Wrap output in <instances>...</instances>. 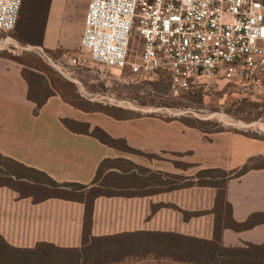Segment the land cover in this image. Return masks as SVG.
<instances>
[{
    "label": "crops",
    "instance_id": "crops-1",
    "mask_svg": "<svg viewBox=\"0 0 264 264\" xmlns=\"http://www.w3.org/2000/svg\"><path fill=\"white\" fill-rule=\"evenodd\" d=\"M87 3L88 0H50L40 46L43 51L54 52L59 49L70 52L78 46ZM45 60L57 74L70 82L73 81L70 77L73 73L68 69L84 68L73 66L68 60L58 62L59 59L55 61L47 57ZM26 91L27 83L18 67L12 70L10 65L0 60V127L7 129L29 124L26 107L29 104L34 114L31 122L37 121L39 128L34 135V131L30 130L25 134L12 132V136L5 137L1 133L3 131H0V154L43 171L58 183L89 184L98 164L107 157L127 159L154 175L190 178L201 169L221 168L229 171L264 155V143L246 135L230 131L206 135L176 121L166 122L146 116L122 120L100 113L104 119H111L115 126L141 123L140 127H136L135 134L119 132L109 122L102 125V117L98 118V122L91 121L89 113L75 108L57 93L48 97L35 113V104L27 99ZM49 102H53L51 109H47ZM44 110H48L45 115L48 119L41 120L39 118ZM69 110L78 114L70 113ZM61 118L88 122L91 128L99 126L112 137L124 139L133 149L144 154H161L163 157H146L109 147L92 136L68 130L61 123ZM166 154L179 155L186 167L176 166L165 157ZM145 189L148 192L139 196L97 198L92 235L146 230L212 239L214 214L210 210L214 206L213 188L196 185L165 188L151 184ZM226 200L231 205L233 218L239 222L246 220L254 212H264V168L251 169L228 180ZM102 205L105 211L98 222L97 210ZM112 206L113 215L108 212ZM59 209L65 212L62 215L57 212L54 214ZM183 212L198 214L185 216ZM82 216L83 205L80 203L49 199L32 204L29 199L17 200L14 192L0 188V235L11 245L32 247L37 241H47L59 246H79ZM16 240L18 241L15 242ZM220 242L226 247L246 243L262 244L264 224L242 231L223 228ZM134 261L133 264H187L170 259L157 261L151 257L134 258Z\"/></svg>",
    "mask_w": 264,
    "mask_h": 264
},
{
    "label": "trees",
    "instance_id": "trees-1",
    "mask_svg": "<svg viewBox=\"0 0 264 264\" xmlns=\"http://www.w3.org/2000/svg\"><path fill=\"white\" fill-rule=\"evenodd\" d=\"M49 3L50 0H47L42 17H38L37 12L33 17L23 0L16 22V25L21 27L25 17L32 14L31 23L34 26L38 28L42 23L40 45ZM24 79L27 83L26 97L35 104V113H37V109L45 104L52 93L48 85L45 90L42 89L45 85L38 76L28 75ZM60 121L68 130L92 136L109 147L130 154L155 156L129 147L124 139L112 137L99 126L91 128L88 122L71 118H61ZM260 168H264V164H244L229 171L221 168L201 169L194 177L181 178L182 182L170 183L169 187H167L169 183L158 181L161 183L157 184L159 187L179 188L196 185L215 190L214 206L210 210L214 214L212 239L146 230L94 236L91 227L95 200L99 197H133L146 194L148 190L145 188L153 184L149 182V178L139 175V172H148L146 168L124 158L107 157L100 161L95 176L89 184L58 183L45 172L0 154V188L14 192L17 200L29 199L32 204H38L49 199H58L83 205L79 246L67 247L47 241H37L32 247H19L11 245L0 235V264H116L129 257L171 259L190 264H264V243L226 247L220 242L223 228L242 231L264 224V212H254L246 220L236 221L232 216L231 205L226 200L228 180L239 177L251 169ZM183 214L189 216L198 213L183 212Z\"/></svg>",
    "mask_w": 264,
    "mask_h": 264
},
{
    "label": "built area",
    "instance_id": "built-area-1",
    "mask_svg": "<svg viewBox=\"0 0 264 264\" xmlns=\"http://www.w3.org/2000/svg\"><path fill=\"white\" fill-rule=\"evenodd\" d=\"M22 1L0 0V31L15 27ZM136 15L142 46L130 61ZM78 50L129 77L166 72L180 91L224 81L244 97L264 95V0H88Z\"/></svg>",
    "mask_w": 264,
    "mask_h": 264
},
{
    "label": "rangeland",
    "instance_id": "rangeland-1",
    "mask_svg": "<svg viewBox=\"0 0 264 264\" xmlns=\"http://www.w3.org/2000/svg\"><path fill=\"white\" fill-rule=\"evenodd\" d=\"M26 3L28 12L32 13L33 17L36 12L38 17L44 15L47 0H25ZM136 12L138 13L139 10L137 9ZM31 15L28 14L25 17L21 27L16 25L10 31H0V60L10 65L12 70L18 67L23 78L28 75L30 77L36 75L41 78V83L45 85L42 87L43 90L48 85L52 94H60L63 100H68L75 108L83 107L84 110L82 111L89 113L88 117L91 121L98 122V118L102 117L100 113L122 120L146 116L166 122H180L206 135L230 131L255 138L264 143V95L244 97L239 94L235 85L224 81H219L216 85L209 84L207 87L195 88L191 91H180L172 87L170 77L166 72L159 71L145 79L129 77L126 70L119 74L113 69L94 63L90 60L87 52H82L79 55L78 46L70 52L59 49L54 52L43 51L39 43L42 23L38 28L34 26L31 23L33 19ZM140 24L141 20L136 15L129 47L128 59L130 61L136 60L141 52L142 37L138 29ZM73 56L84 57L87 62L83 69L72 67L68 69L73 73V75L70 74L73 80L71 82L57 74L45 60L47 57L49 60L57 61L59 59L58 62L61 60L66 62ZM87 66L90 68L87 69ZM52 106L53 102H49L47 109H51ZM26 107L30 119L29 124L7 129L0 127V131H3L1 133H4L5 137L7 135L12 136V132L25 134L26 131L31 130L34 131V135L38 131L37 121L34 122L35 124L31 122V117L34 115L32 109L29 104ZM46 111L48 110L42 112L43 114L39 119H48L45 116ZM69 112L78 114L73 110H69ZM102 119V125H107L109 122L119 132L135 134L136 127L141 126V123L133 122L116 124L115 126L108 117L106 119L102 117ZM155 157L161 158L163 155H155ZM165 157L172 160L178 167H186L180 161L179 155L166 154ZM139 158L146 159L145 157ZM248 164H264V155H259ZM139 175L143 178H149V182L154 185L161 184L158 181L169 183L167 187L170 186V183H180L182 182L181 178H186L180 175L155 176L146 171L139 172ZM103 211H105L103 205L102 207L99 206L97 210L98 222L102 219ZM56 212L62 215L65 210L59 209L54 211V214ZM108 212L113 215V206ZM111 229H113L112 226ZM134 258L137 257H129L116 264H133Z\"/></svg>",
    "mask_w": 264,
    "mask_h": 264
}]
</instances>
